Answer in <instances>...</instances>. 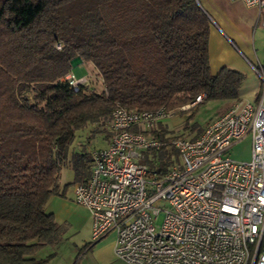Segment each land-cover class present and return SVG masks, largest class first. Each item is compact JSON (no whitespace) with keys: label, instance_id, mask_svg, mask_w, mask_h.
<instances>
[{"label":"trees","instance_id":"1","mask_svg":"<svg viewBox=\"0 0 264 264\" xmlns=\"http://www.w3.org/2000/svg\"><path fill=\"white\" fill-rule=\"evenodd\" d=\"M206 14L198 0H0V264L52 258L36 256L65 232L47 199L90 172L89 152L70 151L78 130L104 125L116 104L174 110L201 92L202 102L238 98L245 75L210 70ZM74 57L94 66L100 90L66 84ZM154 133L168 136L164 127ZM145 154L162 172L177 160L173 148ZM67 162L74 178L61 185Z\"/></svg>","mask_w":264,"mask_h":264},{"label":"built area","instance_id":"2","mask_svg":"<svg viewBox=\"0 0 264 264\" xmlns=\"http://www.w3.org/2000/svg\"><path fill=\"white\" fill-rule=\"evenodd\" d=\"M240 1L258 8L264 27V0ZM250 65L259 94L228 106L197 136L155 135L176 109L113 107L103 125L108 144L89 151V175L72 185L73 201L91 214L93 242L114 233L115 255L126 264H264V63ZM63 80L78 91L90 77L69 72ZM247 134L250 159L230 158ZM170 148L177 160L164 172L144 163L145 153Z\"/></svg>","mask_w":264,"mask_h":264},{"label":"rangeland","instance_id":"3","mask_svg":"<svg viewBox=\"0 0 264 264\" xmlns=\"http://www.w3.org/2000/svg\"><path fill=\"white\" fill-rule=\"evenodd\" d=\"M76 76L88 75L90 82L88 87L100 90L103 87L101 78L95 70L92 64L81 62L71 68ZM204 100V99H203ZM228 104L225 101H203L196 105L179 111L177 108L164 120L161 124L164 129H167V135H186L194 136L197 134V128H184V123L188 124L196 123L198 127H205L210 121L217 117L222 111L227 108ZM93 130H99L93 137L90 138V134ZM75 139L70 147V151L74 148L77 151L89 152L92 148H99L105 145L106 141L110 137L109 133H106L103 124L89 125L87 128L78 130L75 134ZM89 139V142H88ZM251 136L247 134L240 140H237L228 149L227 155L237 161H247L250 159L251 152ZM73 169L69 162L62 165L60 170V184L65 185L70 183L74 178ZM73 186L68 185L65 190L64 199L68 201L66 205V216L63 220L65 232L62 240L54 246H47L38 251V257H44L48 254H53L47 264H98L94 260L93 254L90 252V248H84L87 243H93L91 238V224L92 217L89 211L83 206L76 204L73 199ZM163 215L160 214L156 220V224L161 223ZM116 256V255H115ZM110 264H126L123 260L115 257Z\"/></svg>","mask_w":264,"mask_h":264},{"label":"crops","instance_id":"4","mask_svg":"<svg viewBox=\"0 0 264 264\" xmlns=\"http://www.w3.org/2000/svg\"><path fill=\"white\" fill-rule=\"evenodd\" d=\"M198 3L211 20L207 39L211 72L228 66L245 75L238 89V98L225 103L230 106L234 102L253 101L261 90V80L250 64L264 63V27L258 8L240 0H198ZM104 142L107 145L109 137ZM47 200L46 212L53 213L58 222H63L68 201L61 196H51ZM114 240V233H109L90 246L96 263L110 264L115 260Z\"/></svg>","mask_w":264,"mask_h":264},{"label":"water","instance_id":"5","mask_svg":"<svg viewBox=\"0 0 264 264\" xmlns=\"http://www.w3.org/2000/svg\"><path fill=\"white\" fill-rule=\"evenodd\" d=\"M81 62H82V59H81V58H79V57H74V58L72 59V61H71V63H72V67L75 66V65L78 64V63H81Z\"/></svg>","mask_w":264,"mask_h":264}]
</instances>
